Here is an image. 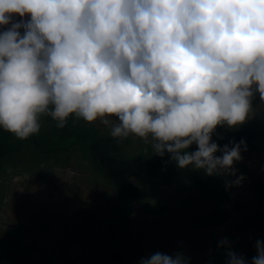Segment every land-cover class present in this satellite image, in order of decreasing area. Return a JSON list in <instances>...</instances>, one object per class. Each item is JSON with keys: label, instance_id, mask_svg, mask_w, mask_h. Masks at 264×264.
Masks as SVG:
<instances>
[{"label": "clouds", "instance_id": "9594fccd", "mask_svg": "<svg viewBox=\"0 0 264 264\" xmlns=\"http://www.w3.org/2000/svg\"><path fill=\"white\" fill-rule=\"evenodd\" d=\"M0 26V128L16 138L38 134L42 115L63 129L74 114L178 169L235 176L226 188L246 178L234 166L246 141L220 146L213 133L244 124L256 94L264 103V0H0ZM220 244L225 264H248ZM254 248L251 264H264V240Z\"/></svg>", "mask_w": 264, "mask_h": 264}, {"label": "rangeland", "instance_id": "374dc122", "mask_svg": "<svg viewBox=\"0 0 264 264\" xmlns=\"http://www.w3.org/2000/svg\"><path fill=\"white\" fill-rule=\"evenodd\" d=\"M253 109L236 128H254L258 138L255 148L244 151L243 160L235 163L236 176L246 178L240 186L227 187V200L220 198L215 176L169 162L155 175L133 181L142 195L132 202L94 166L83 145L61 155L26 145L0 161V254L23 253L39 264H139L157 251H179L190 264H225L227 247L220 242L227 238L251 264L255 241L264 240V103L259 94ZM39 122L38 134L24 140L13 135L14 143L55 133L51 116L42 115ZM78 124L96 137L110 136V126L99 120L78 119ZM124 140L119 158L159 157L139 137ZM222 177L225 188L226 181L236 178ZM221 211L228 212V218L223 219Z\"/></svg>", "mask_w": 264, "mask_h": 264}, {"label": "trees", "instance_id": "16d2710c", "mask_svg": "<svg viewBox=\"0 0 264 264\" xmlns=\"http://www.w3.org/2000/svg\"><path fill=\"white\" fill-rule=\"evenodd\" d=\"M13 135L0 128V161L15 152L22 151L26 145L40 153L48 155H61L71 151L76 145H83L89 150L94 166L112 179L122 193V196L132 202L138 201L142 195L141 189L133 181L141 177L155 175L163 165L170 161L168 154L163 158L158 157L156 159L119 158L116 154L126 144L124 139L113 138L111 136L96 137L88 130L79 126L78 119L74 120V114L70 115L63 129L56 127L55 133L45 138H35L15 144ZM257 138V130L249 127L230 129L225 126H217L213 133V140L220 146L232 140L239 142L241 139H244L247 149H252L255 148ZM193 150H196L195 144L189 149V151ZM215 178L218 182V184L216 183L217 191H220L224 196L220 195V198L227 200L229 190L223 184V177L215 176ZM228 215L229 213L225 211H221L220 213L223 219L228 218ZM0 263L39 264L31 256L17 252L1 253Z\"/></svg>", "mask_w": 264, "mask_h": 264}]
</instances>
